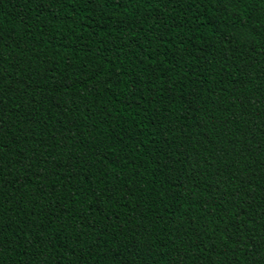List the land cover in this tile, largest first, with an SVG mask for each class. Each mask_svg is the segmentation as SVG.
<instances>
[{"label":"trees","instance_id":"16d2710c","mask_svg":"<svg viewBox=\"0 0 264 264\" xmlns=\"http://www.w3.org/2000/svg\"><path fill=\"white\" fill-rule=\"evenodd\" d=\"M0 264H264V0H0Z\"/></svg>","mask_w":264,"mask_h":264}]
</instances>
